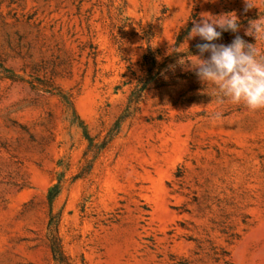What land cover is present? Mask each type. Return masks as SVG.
<instances>
[{"label":"rangeland","instance_id":"374dc122","mask_svg":"<svg viewBox=\"0 0 264 264\" xmlns=\"http://www.w3.org/2000/svg\"><path fill=\"white\" fill-rule=\"evenodd\" d=\"M252 3L0 0V264H264V109L217 103L188 39L234 12L216 43L264 51Z\"/></svg>","mask_w":264,"mask_h":264},{"label":"clouds","instance_id":"9594fccd","mask_svg":"<svg viewBox=\"0 0 264 264\" xmlns=\"http://www.w3.org/2000/svg\"><path fill=\"white\" fill-rule=\"evenodd\" d=\"M244 3L246 10L257 7L252 0ZM229 31H240L239 17L234 12L202 14L199 22H193L188 39L199 37L204 43L196 45L198 63L192 68L201 82L214 86L217 103L243 104L251 111L264 109V51L240 35L229 44L216 43L223 32ZM245 35L254 37L255 42L264 40V15L249 22ZM205 53L209 54L207 58ZM214 119H222V113L217 112Z\"/></svg>","mask_w":264,"mask_h":264},{"label":"trees","instance_id":"16d2710c","mask_svg":"<svg viewBox=\"0 0 264 264\" xmlns=\"http://www.w3.org/2000/svg\"><path fill=\"white\" fill-rule=\"evenodd\" d=\"M121 121H122V118H121ZM120 121V123H121ZM120 123L118 126H120ZM118 129V128H117ZM116 129V130H117ZM115 130V131H116ZM114 131V132H115ZM110 133L109 135V138H107L108 140L105 141L100 148H102L103 146H105V144L111 140L113 138V136L116 134V132L114 133ZM88 138L91 140L92 144H93V139L92 137H90V135L88 133H86ZM61 191V186L59 184H56L53 186V188L50 190V194H49V199L51 202L54 201V199L58 196V194L60 193ZM54 221L52 220V223ZM51 236H52V245H53V250H54V254H55V259L58 261V262H65V257H64V252H63V246H62V241H61V238L60 236L58 235L57 233V230L56 228H53L52 231H51Z\"/></svg>","mask_w":264,"mask_h":264}]
</instances>
